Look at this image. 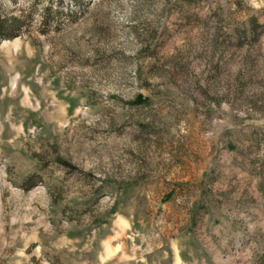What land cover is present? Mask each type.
Masks as SVG:
<instances>
[{
	"label": "rangeland",
	"instance_id": "1",
	"mask_svg": "<svg viewBox=\"0 0 264 264\" xmlns=\"http://www.w3.org/2000/svg\"><path fill=\"white\" fill-rule=\"evenodd\" d=\"M0 264H264V0H0Z\"/></svg>",
	"mask_w": 264,
	"mask_h": 264
}]
</instances>
